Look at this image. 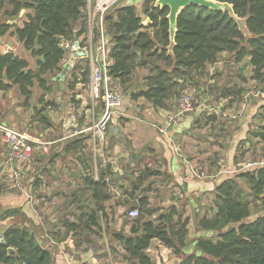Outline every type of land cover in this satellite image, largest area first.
I'll list each match as a JSON object with an SVG mask.
<instances>
[{"label": "trees", "instance_id": "1", "mask_svg": "<svg viewBox=\"0 0 264 264\" xmlns=\"http://www.w3.org/2000/svg\"><path fill=\"white\" fill-rule=\"evenodd\" d=\"M153 1L145 0L142 12L134 4H124L110 8L104 15L108 57L111 60L109 74L123 85H128L136 69L149 67L147 87L134 94L135 98L144 97L156 108H171V101L181 97L186 80L197 73L203 75L207 66L218 61L219 55L225 51L235 55L238 62L247 57L252 67V78L262 84L264 91V0H219L233 4L235 13L245 19L250 36L244 34L238 21L228 11L190 5L179 15L173 55L168 50L169 7L155 6ZM7 3L12 5L14 13L27 8L33 9L34 13L28 14L29 19L23 27L16 22H0V35L15 27L12 34L32 56L41 59L34 70L29 68L28 60L13 52L0 50V89L18 85L26 98L32 95L36 83L42 90L51 91L45 75H49L50 82L56 81L53 78L62 71L68 50L65 43H74L76 38L79 40L85 34L88 0H0V13ZM145 17L152 21L151 25L142 24ZM79 25L82 27L78 28ZM93 32L91 44L96 56L100 47L99 25ZM85 39L79 40L80 46L89 48L88 43L83 41ZM70 73L75 81L79 74L84 81H89V57L81 58L80 62L78 60ZM222 91L226 95V88ZM253 133L264 139V128L253 130ZM73 145L84 147L82 140L75 141ZM102 178L100 181L86 178L98 206L110 199ZM238 178L248 182L251 195L264 198V168L242 170L227 177L216 188L215 214L200 219V230L214 232L196 239L200 254H183L189 232L188 218L183 223L179 222L178 228L171 229L170 225L155 223L140 215L132 220L131 235L117 233L116 237L124 244L128 256L138 264H156L147 252L155 238L174 249L175 254L181 257L179 264H264V214L247 220L253 210ZM148 200L146 196L138 199L141 214L153 212L148 208ZM16 210L14 208L8 213L16 214ZM97 214L98 210L91 213L92 225L101 228ZM22 219L23 222L14 223L5 230L6 243H0V264H52L53 253L37 241L32 227L26 225L27 218L23 212ZM9 246L15 248L11 253L8 252Z\"/></svg>", "mask_w": 264, "mask_h": 264}, {"label": "crops", "instance_id": "2", "mask_svg": "<svg viewBox=\"0 0 264 264\" xmlns=\"http://www.w3.org/2000/svg\"><path fill=\"white\" fill-rule=\"evenodd\" d=\"M103 1L106 6V11L115 6L134 4L140 12H142L145 2V0L140 2L138 0ZM106 4H109V8ZM96 17L98 16L96 15L95 19ZM145 20L149 21V18L145 17ZM96 23L98 24V18L96 19ZM98 50L96 51V56H98ZM204 89L207 88H200L202 96L207 97L205 99V107L198 109L201 118L184 115L166 133H162L159 130V126L166 124L167 116L172 112L171 108H156L144 97H138L137 99L132 96L129 98L124 97V105L119 108L120 110L118 109L119 111L117 110L112 120L114 125L110 128L106 146L108 147L109 145L112 147V149L108 150L110 160L113 163L109 171L119 185L120 176L124 173L123 168L119 165V159L133 149L132 157L134 160L139 157L140 153H143L146 157L145 163H147L148 168L142 166V170L145 173L151 174L147 175V180L155 178V175L152 173L154 164L157 165V170L160 172L159 176L167 177L169 182H171L169 176L171 173H174L173 175L176 174V176L183 175L187 177L188 181L172 179L170 185H177L179 188L176 187V189L180 196L187 197L188 211L191 210V207L195 208L189 201L192 197H194L195 201H198L199 208L195 209V215L197 217L201 213L200 208L205 205L209 197L213 199L214 203L216 188L227 177H231L240 171L243 161H241L239 154V144L252 131L249 129L248 123L256 113L255 107L260 104L257 103L252 106L248 102L244 105L243 111H245L244 114L247 117L242 116V124H239L234 136V139L236 137L237 140L233 144V138L231 137L230 147L225 152L222 144L223 132L216 130L214 132L208 131L200 133L197 131V123L205 124L203 122V112L207 107L217 113L216 109L211 107V100L213 98L214 100L217 99L218 96L216 95V91H213L214 93H208V89L207 92H204ZM213 103H216V101H213ZM134 105L138 111H141V115L133 116L128 112L132 107L134 108ZM117 116L119 118H127L128 120H116ZM12 121L9 122L18 125L17 121ZM64 125H66V122ZM205 125L207 127V124ZM55 133L57 136L55 138L56 142L52 145L50 152L47 154L42 152H38L39 154H37L36 152L33 160L27 163L29 186L33 197L39 199V201L30 200L26 194L17 191L15 188L0 192V232L5 235L6 229L3 226L13 225L16 222V218L10 216L8 213L9 209H21L27 218V226L32 227L37 241L53 253L52 264H104L105 261L100 260L99 256L110 252L109 243L106 242L105 237L101 239L97 235L99 228L92 225L93 217L91 213L94 210H98L96 218L99 219L103 227L102 234L104 235L105 232L107 233L102 223L103 216L106 215V212H104V204L109 201L107 200L101 206H98L92 197V191L89 188L90 184L86 181L87 177L95 180L94 174L97 170L94 161L90 160L88 155L89 152L91 155L89 136L84 134L87 137H78L66 142L64 145L63 143H57L66 139L68 135L65 136V134H62L60 126L59 130ZM201 135L203 139L200 138ZM48 136L50 135H47L46 132L39 134V137L44 140H47ZM119 138L121 139L118 141L115 140ZM78 140H82L84 144L83 148H76L73 145ZM126 144L127 146H125ZM68 151L71 153H65ZM5 154L4 152L0 153V179L3 176H7V180L9 181L11 169L4 166ZM49 154L52 157L48 160L42 156ZM180 165H184V169ZM189 171L193 172L194 176L189 175ZM140 177H143V175ZM134 187L137 188L136 185ZM203 187L206 190H202ZM120 188L124 194V197L120 198L125 200L126 192L122 189L121 185ZM141 197L143 195L138 196L134 200L138 201ZM148 199L150 201L149 197ZM92 203H95L96 208ZM172 204L174 205L170 207V211L166 214H158V210H154L151 214L147 213L148 219L161 224H166V220L176 219L174 217L180 219V216H182L189 219L191 216L189 212H185L182 215L178 211L176 199L172 201ZM213 206L215 205L209 206L210 213H206V216L215 214V207L213 208ZM125 217L130 221L135 219L129 218L127 215ZM121 220L120 218V225L122 223ZM18 221L23 222L22 217ZM189 225V232L186 238L187 242L189 238L196 240L200 235L204 234V231L199 228L198 231H194V234L192 227L189 228ZM123 226L124 230H122ZM131 226L128 227L127 224H122L114 235L116 236L117 233L127 236L131 235ZM213 233L210 232L209 234L212 235ZM153 244L158 245V250L161 251V254L157 253L158 260L154 261L156 264H179L181 262V257L175 254L174 249L166 246L159 239L155 238L151 241L148 251L152 250ZM121 248H125L123 243L121 244ZM183 254H187L185 249Z\"/></svg>", "mask_w": 264, "mask_h": 264}, {"label": "rangeland", "instance_id": "3", "mask_svg": "<svg viewBox=\"0 0 264 264\" xmlns=\"http://www.w3.org/2000/svg\"><path fill=\"white\" fill-rule=\"evenodd\" d=\"M101 1L102 0H88L87 3L88 19L87 21H85L86 32L80 37L79 40L86 38L83 41L88 43L89 48H91L92 43L90 42V39L94 38V28L98 25L96 23L95 16H98L99 5ZM138 1L140 2L142 0ZM153 2L155 3V1ZM108 6L109 4L107 5V7ZM21 12H23L24 14L22 15ZM33 13V9L29 8L14 13L12 5H9L7 3L3 8L2 12L0 13V22H16V25L23 27L25 22L29 19L28 14ZM142 24L144 26H148L152 24V21L150 19L149 21L144 19ZM241 24L244 25L243 21H241ZM81 27L82 25L78 26V28ZM14 30L15 27L9 29V31H7L5 35H2L6 41L4 44H0V50L4 53L13 52L15 55H18L19 57L28 60L29 68L36 70L38 68L37 61L41 59V57L32 56L31 52L24 47V44H22L18 37L12 34ZM9 42H12L11 46L9 45ZM68 44L73 43L66 42L65 47ZM107 46H109L108 43ZM88 51L87 54L78 56L76 54V51L67 50V54L65 59L63 60L62 65L69 62L71 59L74 60V63H76L78 60L80 62L81 58L83 57H89L91 63L90 56H92V52L91 50L89 52ZM82 62L85 63V61ZM246 62L247 57L243 58L240 62H238L236 60L235 55L230 54L226 51L222 52L218 57V61L207 66V70L204 72L203 75L197 73L194 74V77H191V79L186 80L185 88L184 90H182L181 93V96L184 94H191L193 98L197 101V103L200 105L202 102L205 104V99L207 98L202 96V94L200 93V88H207L208 93H214L213 91H216V95H218L219 98L215 100L214 98L212 99L213 101H216V103H213V101L211 100V107L216 109L217 113L207 107L203 112V122L207 124V127L205 124L203 125V123H197V131L200 133H205L208 131L214 132L216 130L223 132L222 144L225 152L230 147V138H233V144H235V141L237 140L236 137L234 139V136L238 129L237 127L239 126V124H242V116L247 117V115L245 116L244 114L245 111H243L244 105L248 102L252 106L256 105L257 103L260 104L255 107L256 113L254 116H252L248 123L249 129H251L252 131H250L247 138L241 140L239 144V154L241 156V161L243 162H246V160H257L264 156V139L256 136L253 133V130L256 131L261 128H264V91L261 88L262 84L252 78V67H250L248 63L244 72H240V68ZM160 63L163 64V62ZM240 73L243 75L241 76ZM148 75L149 67H141L136 69L133 72L131 83L128 85L122 84L124 88V97H134V94H138L143 88H146V77ZM67 76L64 80V88H61L60 83L58 81L50 82L51 78L49 77V75H45V78L49 80L48 84L52 87V90H42L39 87V84L36 83L32 88V95H30L29 98H26V96L21 93L18 85H11L10 87L0 89V122L19 131H27L35 136H39V134H41L42 132H46L47 135H50L47 137V140H55V138L57 137L55 135V132L59 130L60 126L62 134H65V136L68 135V137L59 141L57 144L63 143L65 145L66 142L74 140L78 137H87L86 135H76L75 132L81 128L90 127L93 121L98 119V116L101 111V106L99 103L100 101L95 100L92 97L90 79L89 81H84L83 76L79 74L78 78H76L77 81H75V78L71 75V73L69 75L67 74ZM39 79H42V76ZM224 88H226V95L222 94V90ZM207 89H204V92H207ZM179 99L180 96L177 99L171 101V111H175L177 109L179 105ZM123 105L124 101L120 107H122ZM128 112L133 116L141 115V111H138V109L135 108V105L134 108L132 107ZM199 112L200 111L196 110L190 112L187 115L201 118V114ZM213 116H215V118H213ZM11 119L17 121L18 125L10 123L9 121H12ZM120 119H124V117L119 118L117 116L116 120L120 121ZM124 120L128 119L125 118ZM65 122L66 125H64ZM112 125L114 124L111 122L108 128V135ZM202 128L204 129L202 130ZM200 138L203 139L202 135ZM120 139L121 138L115 140L118 141ZM125 146H127V144ZM110 149H112V147L108 145V147H106L107 152ZM3 152L4 154L7 152V145L1 141L0 153ZM36 152L37 154H39L38 150ZM132 152L133 149L124 157H121L119 159V165L124 170V175L122 174L119 180L122 189H124L126 192V199L122 200L120 197L110 198L108 200L109 202L104 204V212H106V215L103 216V219H101L103 226L106 228L107 233L105 232V234L103 235V227H101L99 228L97 234L101 237V239L105 237L106 242L109 243L108 246L110 248V254L106 253L104 255L101 254L99 256L100 260L105 261L104 264H138L137 261L133 260L128 256L125 251V248H121L122 242L114 235L116 230H118L122 226V224H127L128 227L132 225V221L127 220L128 218H126L125 216L128 214V211L131 207L138 204V201L134 200L138 196H148L150 198V201L148 200V208H151L153 211L158 210V214L168 213L170 211V207L174 205L172 204V201L176 199L177 206H175L178 208V211L181 212L182 215H184L185 212H189V214L191 215L188 219L190 225H188L189 228L192 227L193 232L198 231L200 219L204 217L206 213H210L209 206L214 205L213 199L209 197L205 205L200 208L201 213L197 217L195 215V209L199 208L198 201H195L194 197L189 199V201L195 206V208L191 207V210L188 211L187 197L180 196L176 189V187H178L177 185H170L172 179L184 181L187 180V177L183 175L176 176V174L173 175L174 173H171L169 175L171 182H169L167 180V177L159 176L160 172L157 170V165L154 164V166L152 167L154 168L152 173L155 175V178L147 180V175L151 174L145 173L142 170V166L148 168L147 163H145L146 157L143 153H140L139 157L134 160V158L132 157ZM65 153L71 152L68 151ZM88 155L90 160H92V155H90V152ZM42 156H44L46 160L52 157L50 154ZM22 166L24 169H27V162L23 163ZM180 166H182L184 169V165ZM188 174L193 175L194 173L189 171ZM141 175H143V177H140ZM238 183L245 197H247V199L251 201L253 214L248 217L247 220H253L254 218H256V216L264 214V198H256L254 195H251L250 185L245 179L238 178ZM0 185V192H5L7 190H11L12 188L14 189V187L11 186V177L8 181L7 176H3L0 179ZM134 185H136L137 188H135ZM202 190H206V188L203 187ZM262 197H264V194L262 195ZM92 205L96 208L95 203H92ZM137 207L139 209L138 217H140V215H143L144 218H149L146 212L144 214H141L140 207L138 205ZM12 209L14 208L9 209V211ZM100 214L102 213L100 212ZM10 216L16 218V224L17 222H19L18 220H20V218L22 217V210L17 209L16 214L11 213ZM120 218L123 220H121V225ZM174 218L176 219L166 220V224H169L171 226V229H173L174 227L178 228L179 222L183 223L184 220H186V218L182 216H180V219H178L177 217ZM3 227L5 229H8L11 228L12 225H4ZM122 228V230H124V226ZM204 234L210 235L208 232H204ZM184 249L186 253L197 252V254H200V252L196 248V240H192V238H189L187 245ZM147 252L151 256L153 261L158 260L157 253L161 254V251L158 250V245L156 244H153L152 250H147Z\"/></svg>", "mask_w": 264, "mask_h": 264}, {"label": "built area", "instance_id": "4", "mask_svg": "<svg viewBox=\"0 0 264 264\" xmlns=\"http://www.w3.org/2000/svg\"><path fill=\"white\" fill-rule=\"evenodd\" d=\"M105 11L106 6L102 0L98 12V25L100 27V47L98 50V56L93 55L92 44L91 49L85 47L87 51L90 49L92 52V56H90V88L92 90L93 99L100 101L101 111L98 119L93 121L90 127L81 128L77 130L75 134L84 135L85 133L89 136L92 160L97 169L94 174V179L100 181L103 176L102 179L106 185V193L111 198H119L124 197V194L120 185L109 171V168L113 163L110 160L106 146L108 128L114 115L124 101V88L119 79L113 78L109 74L108 66L111 60H109L108 57V40L104 27ZM90 42H92V39H90ZM79 47L80 44H77L76 42L66 46L68 50L73 51H76ZM73 61L71 62V67L75 64ZM204 107L205 104L202 102L199 105L191 94L182 95L179 99L177 109L168 114L166 124L164 126H159V130L162 133H166L181 117ZM1 141L7 145V152L4 156V166L11 169V185L17 191L26 194L30 200L39 201V199L33 197L29 186L30 182L27 178V169H24L22 164L25 162L30 163L37 150L44 154L49 153L52 145L56 141L44 140L27 131H19L0 122V142ZM259 168H264V156L257 160H246V162H243L240 167V171ZM128 216L131 218L138 217L139 209L137 207L130 208Z\"/></svg>", "mask_w": 264, "mask_h": 264}, {"label": "water", "instance_id": "5", "mask_svg": "<svg viewBox=\"0 0 264 264\" xmlns=\"http://www.w3.org/2000/svg\"><path fill=\"white\" fill-rule=\"evenodd\" d=\"M155 6H160L161 8L169 7V13L167 15V18L169 19V38H170V45L168 46L169 53L173 55V49L176 45V35L178 31V18L179 15L189 7L190 5H198V6H205L209 7L213 10H223L228 11L230 15L235 18L239 25L241 30L244 32L246 36H250V32L246 26L245 19L240 18L234 10L233 4L229 2H223L219 0H155ZM241 21H243L244 25L241 24ZM61 39V37H59ZM5 39L2 35H0V44L5 43ZM75 42L77 44H80L79 40L76 38ZM9 45H12V42H9ZM76 54L78 56H82L84 54H87V50L85 48H81V46L76 50ZM67 62L63 65L61 73H59L56 77L53 79L58 81L60 83V87L64 88V80L69 73L71 69V62ZM248 62H246L241 68L240 71L243 73L245 68L247 67ZM40 78L41 75H38ZM0 243H6L4 233L0 232ZM15 250L14 247L9 246L8 252L11 253Z\"/></svg>", "mask_w": 264, "mask_h": 264}, {"label": "clouds", "instance_id": "6", "mask_svg": "<svg viewBox=\"0 0 264 264\" xmlns=\"http://www.w3.org/2000/svg\"><path fill=\"white\" fill-rule=\"evenodd\" d=\"M241 72V71H240ZM111 198V197H110ZM131 208H133V207H131ZM138 208V207H137ZM128 215V214H127ZM129 217V216H128ZM129 218H131V217H129ZM137 218V217H136Z\"/></svg>", "mask_w": 264, "mask_h": 264}]
</instances>
